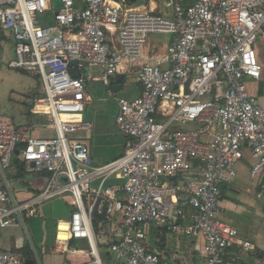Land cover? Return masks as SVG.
<instances>
[{
	"label": "built area",
	"instance_id": "2783aa9c",
	"mask_svg": "<svg viewBox=\"0 0 264 264\" xmlns=\"http://www.w3.org/2000/svg\"><path fill=\"white\" fill-rule=\"evenodd\" d=\"M150 34L171 39L157 49L147 43ZM5 36L14 48L8 67L41 80L44 95L36 105L45 108L54 136L35 137L0 116V174L15 152L26 174H48L44 189L27 201L0 189V231H27L43 203L68 196L72 212L56 221L54 241L67 253H75L70 241H86L84 264H108L93 213L105 222L119 219L109 252L120 264H164L145 244L151 225L200 237L203 260L193 264H223L235 245L244 256L254 250L220 220L218 201L245 150L253 160L250 177L262 180L257 198L264 200V107L246 88L247 80L261 79L264 0H0ZM86 69H99L106 87L134 72L140 87L136 99L118 101L116 127L129 143L119 159L101 166L85 143L68 137L89 128L86 78L71 75ZM109 179L124 184L103 189ZM187 209L191 224L183 227L177 221ZM60 232L66 240L58 239ZM0 264L24 259L0 251Z\"/></svg>",
	"mask_w": 264,
	"mask_h": 264
},
{
	"label": "crops",
	"instance_id": "0c3cea01",
	"mask_svg": "<svg viewBox=\"0 0 264 264\" xmlns=\"http://www.w3.org/2000/svg\"><path fill=\"white\" fill-rule=\"evenodd\" d=\"M43 23L52 25L53 21H42ZM170 39L171 37H169ZM4 42L9 45L6 54L10 53L9 56L12 59L13 41L11 37H1L0 48ZM154 47L158 49L162 46ZM258 48L259 61L263 65L261 79L256 82L247 80L246 88L259 105L264 107V52L260 45ZM8 69L14 70L9 67ZM22 72L17 70L18 74L29 76ZM82 75L86 78L83 120L89 124V128L72 135L71 139L85 143L89 148L93 164L101 166L119 159L129 143V139L123 136L116 127L118 101L136 99L140 95V87L135 82L134 72L119 75L122 80L120 89L115 93L111 88L114 87L116 78L111 80L110 87H106L101 82L102 72L99 69L83 70ZM32 85L33 82L28 84V90L20 95V103L24 107L22 111L3 110L0 111V116L8 120L18 130L29 129L35 137H53L54 131L47 127V115L39 111V109L44 110L45 108L36 105V100L43 96L35 100L31 99V94H44L43 89L39 90L35 88V85L34 87ZM14 157L19 159L18 155H14ZM14 157L9 170L0 174V189H8L16 201L23 202L40 193L47 184L48 178L44 175L26 174L25 172L23 175H19L12 163ZM252 165L253 160L249 152L245 150L242 158L234 165V177H231L229 181H223L220 186L221 194L218 207L220 220L236 229L239 241L250 242L254 246V250L244 256L240 253L239 246L235 245L228 249L223 264H252L255 260L264 258V200L257 198L262 180L260 177L257 179L250 177ZM224 177L228 178L227 175ZM180 180H184V178ZM174 182L178 183L179 181L175 179ZM58 211L62 214L55 219L53 228L57 220L69 218L72 212L70 197L66 196L43 203L39 215L27 221V223L30 222L27 231L20 228L1 230L0 251L17 252L24 260L34 259L35 264H84L88 262L90 258L86 254V241H73V244L68 248L75 250V253H67L55 244L54 234L52 239L51 234L45 231L48 220L58 215ZM177 222L183 227L189 226L191 224L190 211L187 209ZM118 232L119 219L115 218L111 222H99L98 230L94 231L99 253H101V247L116 241ZM145 244L151 252L161 256L164 264H193L203 260V241L200 237L171 233L167 229L159 230L151 225L148 228ZM84 245L86 247H83ZM24 247L28 248L30 258L22 255ZM174 254L179 255L181 259L174 260L172 258Z\"/></svg>",
	"mask_w": 264,
	"mask_h": 264
},
{
	"label": "rangeland",
	"instance_id": "374dc122",
	"mask_svg": "<svg viewBox=\"0 0 264 264\" xmlns=\"http://www.w3.org/2000/svg\"><path fill=\"white\" fill-rule=\"evenodd\" d=\"M168 41L169 37L167 35L150 34L147 37V42L149 44H152L154 46L158 45L159 47L166 45ZM8 48L9 45L5 44V42L0 48V111L4 110L18 112L22 111V109L24 108L20 103V95L28 90V84L33 82L32 86L34 87L35 85V88L39 90H42V85L39 78L23 76L21 74H18L17 70L8 69V63L14 59V48L12 59L9 56L10 53L6 54ZM57 214L58 215L53 216L52 219H49L48 223L45 226V231L51 234L52 239L54 234L53 223L55 222L56 218L61 216L62 213L58 211ZM29 223L30 222L27 223V227H29Z\"/></svg>",
	"mask_w": 264,
	"mask_h": 264
},
{
	"label": "trees",
	"instance_id": "16d2710c",
	"mask_svg": "<svg viewBox=\"0 0 264 264\" xmlns=\"http://www.w3.org/2000/svg\"><path fill=\"white\" fill-rule=\"evenodd\" d=\"M71 75L73 77H78V76H82V73L81 72L80 73H76L74 70H71ZM43 95H44L43 93H41L40 95L39 94H37V95L31 94V99L32 100H35L36 98H38L40 96H43ZM28 117H29V113H28ZM19 147H21V146H19ZM13 161L14 162H12V163L15 165L18 174L19 175H23L24 171H23V169H20V167H23L22 162L17 157H14ZM37 174L44 175V176H46L48 178V174L45 173V172L37 173ZM103 221H104V219H103V216L102 215L95 214L93 216L92 226L94 227V231H97L98 230V224H99V222H103ZM73 241H76V240L70 241L69 242V245H72L73 244ZM101 248L102 249H101V253H100L101 255H100V257H101V259H102L103 262L108 263V264H120V263L114 261L112 254L109 252V245L108 246H103ZM22 255L24 257H26V258H30V253H29L27 247H24L23 248Z\"/></svg>",
	"mask_w": 264,
	"mask_h": 264
},
{
	"label": "water",
	"instance_id": "95a60500",
	"mask_svg": "<svg viewBox=\"0 0 264 264\" xmlns=\"http://www.w3.org/2000/svg\"><path fill=\"white\" fill-rule=\"evenodd\" d=\"M131 1L134 2V0H131ZM121 80H122L121 76L116 77V79L114 81V87L111 88L113 93L117 92L120 89ZM71 136L72 135H69L68 137L71 139ZM15 155H18V152H15ZM123 184H124L123 180L109 179V180L105 181L102 188L105 189V188L110 187V186H121ZM98 185H99L98 182H94V183H92V188H97ZM93 216H94V213L92 214V217ZM76 241L80 242V241H84V240H76ZM83 247H86V245H84ZM24 264H35V261H34V259H25Z\"/></svg>",
	"mask_w": 264,
	"mask_h": 264
},
{
	"label": "bare ground",
	"instance_id": "6f19581e",
	"mask_svg": "<svg viewBox=\"0 0 264 264\" xmlns=\"http://www.w3.org/2000/svg\"><path fill=\"white\" fill-rule=\"evenodd\" d=\"M39 111L45 112V109L44 110L39 109ZM65 229H66V226L65 225H63V226L60 227V230L61 231H64ZM58 239L64 241V240L67 239V235L65 233H63V232H60L58 234Z\"/></svg>",
	"mask_w": 264,
	"mask_h": 264
}]
</instances>
